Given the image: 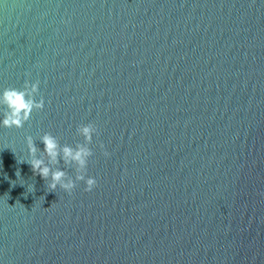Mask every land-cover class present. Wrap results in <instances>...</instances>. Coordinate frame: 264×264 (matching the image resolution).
<instances>
[{
    "label": "water",
    "instance_id": "water-1",
    "mask_svg": "<svg viewBox=\"0 0 264 264\" xmlns=\"http://www.w3.org/2000/svg\"><path fill=\"white\" fill-rule=\"evenodd\" d=\"M36 81L0 128V264H264V0H0V89ZM88 123L91 192L17 162Z\"/></svg>",
    "mask_w": 264,
    "mask_h": 264
},
{
    "label": "clouds",
    "instance_id": "clouds-1",
    "mask_svg": "<svg viewBox=\"0 0 264 264\" xmlns=\"http://www.w3.org/2000/svg\"><path fill=\"white\" fill-rule=\"evenodd\" d=\"M39 87V81H36L25 82L22 89H0V128L21 129L31 119L34 111H43L45 100L43 97L37 100ZM76 135L83 142H77L73 146L61 144L60 138L46 132L38 137L43 145L42 150L36 146V140L28 136L27 159L17 162L30 165L33 175L39 176L45 182L48 192L59 189L70 195L79 183L84 184L85 192H91L96 188L97 181L88 175L89 161L94 154L90 146L94 136H98V129L92 123L82 124L77 126ZM99 147L103 151L104 145L100 144ZM103 155L107 157L109 153L104 151ZM69 170L74 172V176L69 174ZM16 176L20 180L19 170ZM15 183L12 182L13 187ZM20 184L23 186L24 183ZM27 191L33 192L34 186L29 185Z\"/></svg>",
    "mask_w": 264,
    "mask_h": 264
}]
</instances>
